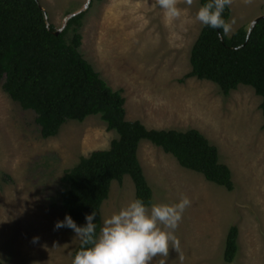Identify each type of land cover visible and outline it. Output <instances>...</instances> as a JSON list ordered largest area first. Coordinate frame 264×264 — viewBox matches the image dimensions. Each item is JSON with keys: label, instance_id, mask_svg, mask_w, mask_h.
<instances>
[{"label": "rangeland", "instance_id": "rangeland-1", "mask_svg": "<svg viewBox=\"0 0 264 264\" xmlns=\"http://www.w3.org/2000/svg\"><path fill=\"white\" fill-rule=\"evenodd\" d=\"M88 2L40 1L58 31L70 16L85 12ZM200 5L197 0L188 8L179 0L186 11L166 22L156 0L95 3L87 10L82 53L114 91H123L128 121L151 130L200 131L233 174L235 191L228 192L183 169L150 142L141 143L139 159L154 203L172 204L183 196L192 202L176 231L181 252L170 246L167 257L157 256L151 264H227L226 240L233 226L240 230V254L233 264H264L262 99L245 86L226 98L210 82H179L192 71V48L204 28L195 19ZM231 9L236 23L228 37L264 18V0H233ZM116 139L100 117H92L83 124L70 122L56 138L44 140L36 115L14 103L0 84V262L72 264L79 238L54 229L62 215L57 202L62 178ZM134 199L130 178L113 183L103 221Z\"/></svg>", "mask_w": 264, "mask_h": 264}, {"label": "trees", "instance_id": "trees-1", "mask_svg": "<svg viewBox=\"0 0 264 264\" xmlns=\"http://www.w3.org/2000/svg\"><path fill=\"white\" fill-rule=\"evenodd\" d=\"M40 1L0 0V84L4 92L24 111L36 115L44 140L56 138L70 122L83 124L92 117H100L108 131L118 134L109 149L94 151L65 172L57 198L60 221L68 214L83 226L85 215L96 211L99 232L102 207L113 183L121 184L127 177L134 184L136 198L150 207L154 192L139 159L144 141L171 155L183 169L228 192L235 191L231 169L200 131L151 130L139 121L127 120L123 91H114L82 53V31L89 11L69 19L64 31L56 35L58 30L49 25ZM104 1L92 0L91 7ZM224 16L231 19V7ZM251 29L240 28L232 37L219 40V30L203 28L192 48V71L179 82H210L226 98L241 86L252 88L262 99L264 117V18L258 19L248 38ZM239 242L240 230L233 226L226 240L227 264L238 259ZM79 250L80 246L73 257Z\"/></svg>", "mask_w": 264, "mask_h": 264}, {"label": "clouds", "instance_id": "clouds-1", "mask_svg": "<svg viewBox=\"0 0 264 264\" xmlns=\"http://www.w3.org/2000/svg\"><path fill=\"white\" fill-rule=\"evenodd\" d=\"M163 10L166 22L181 18L186 9L178 7L179 0H156ZM197 0H183L188 8ZM251 2V0H247ZM233 0H205L195 19L204 27L217 31V38L223 40L233 31L235 19L225 18V10ZM191 200L183 196L176 203H154L149 207L142 198H136L103 221L97 232V212L85 215V225L79 226L71 215L66 214L57 221L55 230L71 229L80 240V250L73 257L72 264H151L157 256L167 257L171 250L181 252L176 231L183 214L191 206ZM34 237L33 242H38ZM183 260V256H180ZM161 264H165L162 260Z\"/></svg>", "mask_w": 264, "mask_h": 264}, {"label": "water", "instance_id": "water-1", "mask_svg": "<svg viewBox=\"0 0 264 264\" xmlns=\"http://www.w3.org/2000/svg\"><path fill=\"white\" fill-rule=\"evenodd\" d=\"M91 6H92V0H89V2L87 3V6H86V8H85L84 11H87L88 9H90ZM78 14H79V13H78ZM76 15H77V14H76ZM74 16H75V15H74ZM74 16H70L69 19H71V18L74 17ZM47 18H48V17H47ZM69 19H68V20H69ZM259 19H260V18H259ZM257 21H258V19H257V20L254 22V24L252 25V29L255 27ZM67 22H68V21H67ZM65 27H66V26H65ZM65 27H64L62 30H59V31L56 33V35L61 34V33L64 31ZM252 29H251L250 32H249V36H248V38H250V35H251V33H252Z\"/></svg>", "mask_w": 264, "mask_h": 264}]
</instances>
